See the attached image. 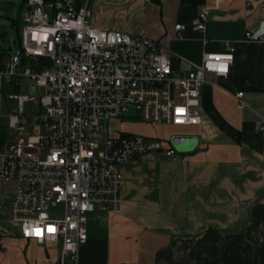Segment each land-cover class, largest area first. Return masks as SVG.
Wrapping results in <instances>:
<instances>
[{
  "label": "crops",
  "instance_id": "crops-1",
  "mask_svg": "<svg viewBox=\"0 0 264 264\" xmlns=\"http://www.w3.org/2000/svg\"><path fill=\"white\" fill-rule=\"evenodd\" d=\"M76 1H89L98 28L156 39L182 72L200 65L205 51L224 50L226 42L236 47L229 74L203 87L201 123H160L190 137L191 147L180 150L168 139L176 154L149 152L122 166L121 206L90 214L89 239L78 264H264V33L261 40L246 37L248 31L255 37L264 24V0ZM203 8L208 9L206 27L195 29ZM179 23L184 27L176 29ZM18 92L39 95L43 88L25 76L18 84L0 76V95L17 100L12 94ZM27 102L39 111L28 115L24 105L19 113L18 103L9 121L19 113L25 128L15 129L25 133L33 116L31 129L40 132L43 108ZM5 116L0 113V121ZM158 127L135 122L109 129L113 135L161 138L173 126ZM13 145L0 136V152ZM1 190L0 264H57L60 247L24 238L10 214L13 192Z\"/></svg>",
  "mask_w": 264,
  "mask_h": 264
},
{
  "label": "built area",
  "instance_id": "built-area-1",
  "mask_svg": "<svg viewBox=\"0 0 264 264\" xmlns=\"http://www.w3.org/2000/svg\"><path fill=\"white\" fill-rule=\"evenodd\" d=\"M25 5L21 43L0 56V76L14 84L25 76L43 88L39 95L12 96L19 113L27 101L43 108L45 131L20 137L0 152V190L2 181L15 182L10 214L24 238L60 247L57 264H78L90 214L121 206L122 166L149 152L177 153L159 137L113 135L104 121L136 111L147 122L200 124L203 87L229 74L236 47L226 42L224 50L205 51L200 65L182 72L156 39L96 27L89 1ZM207 14L203 8L195 29L206 27ZM246 37L263 39L251 31ZM19 113L10 115V125L24 129Z\"/></svg>",
  "mask_w": 264,
  "mask_h": 264
},
{
  "label": "rangeland",
  "instance_id": "rangeland-1",
  "mask_svg": "<svg viewBox=\"0 0 264 264\" xmlns=\"http://www.w3.org/2000/svg\"><path fill=\"white\" fill-rule=\"evenodd\" d=\"M26 8V5L23 3V0H0V53L2 57H7L9 52H12L18 46V36L22 31L23 21L22 16L23 12ZM5 80V79H4ZM6 81V80H5ZM23 91L22 93H24ZM19 94V92H18ZM18 102L16 99H13L9 96V94L0 95V113H4L6 115L1 119L0 124L3 125L0 127V136L8 140V144H15L20 137L25 136L29 133H36L35 130L31 129L32 124L35 122V118L33 116L28 117L26 130L27 132L21 133L18 132L15 128L10 127L9 114L17 110ZM26 114H34L39 111L40 108L36 107L32 102L25 103ZM35 111V112H34ZM131 115L137 116V112L133 111L130 113ZM127 114L123 118H111L104 121L105 125L114 129H123L131 124H135V122L148 124L151 126H165L167 128H171L169 135L161 136L163 139L168 142L170 139V144H172L171 138L175 136L174 125L168 126L167 123H163L165 125L156 124L152 122H147L142 120L141 118L136 117V120H133L132 117H127ZM130 118V119H129ZM179 126V125H178ZM158 127V128H160ZM41 131H45L44 127ZM40 131V132H41ZM169 136V138H167ZM12 147V146H11ZM11 149V148H10ZM9 149V150H10ZM15 182L11 180L2 181V190L6 193H12L15 189Z\"/></svg>",
  "mask_w": 264,
  "mask_h": 264
},
{
  "label": "water",
  "instance_id": "water-1",
  "mask_svg": "<svg viewBox=\"0 0 264 264\" xmlns=\"http://www.w3.org/2000/svg\"><path fill=\"white\" fill-rule=\"evenodd\" d=\"M262 33H264V24L261 25V27L256 32V38L259 37ZM173 144L180 150H186L191 147L192 145V139L188 136L184 135H175L172 137ZM161 154H164V152H159Z\"/></svg>",
  "mask_w": 264,
  "mask_h": 264
},
{
  "label": "trees",
  "instance_id": "trees-1",
  "mask_svg": "<svg viewBox=\"0 0 264 264\" xmlns=\"http://www.w3.org/2000/svg\"><path fill=\"white\" fill-rule=\"evenodd\" d=\"M47 1H52V0H47ZM152 2L161 5L162 0H151ZM183 2H189V3H198V4H203L206 0H182ZM23 3L25 4V0H23ZM21 43V33L18 36V45ZM0 53V56H2Z\"/></svg>",
  "mask_w": 264,
  "mask_h": 264
}]
</instances>
